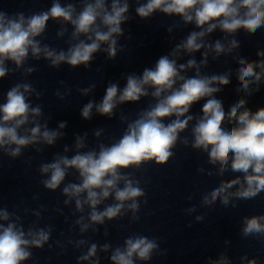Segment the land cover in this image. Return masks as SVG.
Returning <instances> with one entry per match:
<instances>
[{"label": "clouds", "instance_id": "1", "mask_svg": "<svg viewBox=\"0 0 264 264\" xmlns=\"http://www.w3.org/2000/svg\"><path fill=\"white\" fill-rule=\"evenodd\" d=\"M128 11L127 0L123 3L121 0H111L110 9L107 0L86 2L78 14L72 4L64 7L58 0L47 12L28 17H25L23 12L9 16L0 11V78L5 77L8 72L5 61L10 60L20 67L27 59L29 49L33 57L39 58L43 54L54 67L61 63H67L73 68L82 64L87 67L93 54L98 52L104 43L108 45L106 49L108 57L115 58L117 55L115 37L123 35L121 24L129 19L126 16ZM135 11L142 19L150 17L157 11L177 15L182 17L185 23L194 22L196 27L201 29L199 32H192L185 42L178 45L171 53L173 56L181 49L188 52L199 51L204 45L198 41L217 28L231 35L241 29L249 34H255L258 29L264 27V0H146ZM50 18L71 23L75 29L73 36L84 35L90 42L81 40L69 48L67 53L64 51L57 53L48 46L41 48L35 38L44 32ZM101 26L106 31L102 30ZM238 47L239 43L233 39L227 51ZM213 50L217 55L226 51L219 40L215 42ZM258 55L264 56V52ZM238 63L240 67L237 70V78L240 88L237 90H243L247 94L259 90L261 78L264 77V59L249 62L241 58ZM186 67H197L196 61L189 60L187 65L181 64L178 69L175 59L162 55L154 68H145L139 76L129 74L122 90L116 83L109 84L102 101L95 105L100 115L111 117L118 104L139 101L141 97L149 94L147 91L149 87L154 89L152 96L157 102L139 113L138 118L128 124L119 141L111 146L101 145L98 153L77 152L71 158L57 156L53 162L42 164L40 171L50 173L49 179L42 181L44 186L52 190L57 189L64 181L67 169L74 168L79 173L81 183L67 184L63 188V193L69 198H76L77 211H82L83 205L87 204L91 209L90 221L94 224H103L106 219L111 221L122 216L126 202L130 201L127 208L133 213V220H139V216L136 215L140 209L138 198L145 197V191L139 180L123 174L121 169L139 167L147 161H155L157 165L168 162L174 155L172 149L179 134L187 128L189 121L194 119L193 116L186 114L192 105L205 100L201 108L202 116L196 120L192 129L194 137L192 147L207 152L209 162L219 163L221 173L227 169L231 161V171L240 175L235 179L222 181L218 187L203 197L202 203L212 205L219 199L222 205L227 206L232 197L238 200H251L264 192V107L253 112L245 107L244 99H239L226 113L222 101L216 99L214 94L221 91V87L215 85L226 86L230 83L229 76L227 74L203 76L199 70L193 77L180 75ZM26 71L31 73L35 69L28 68ZM252 84L257 85V88H250ZM89 90L84 91L87 93ZM31 91L34 89L30 84H16L7 91L6 102L0 104V148L6 149L12 157L20 156L22 148L41 140L51 145L60 135L57 131L49 130L46 125L42 131L38 123L30 129V135L18 133L21 126L29 123L30 115L33 117L41 115V107H32L27 100L25 94ZM93 107L94 103L91 101L83 107L81 115L84 119H90ZM169 117L175 119L165 123V118ZM225 120L230 124L234 121V126L225 127ZM59 127L64 128L65 123L62 122ZM96 134L99 135V132ZM183 143H188L187 138ZM13 145L15 147H12ZM76 147L78 149L84 147L83 141L79 138ZM121 181L123 187L118 186ZM234 187L235 192L231 191ZM81 194H86L83 201L80 199ZM110 196H114L116 202L106 206L103 211L97 210V206ZM187 211L193 212L195 208ZM82 219L77 223L81 224ZM203 219V216H196L197 221ZM0 220L8 221L9 213L0 210ZM241 225L240 232L243 238L258 237L264 242V214L245 216ZM188 226L191 227L190 224ZM88 227V224H82L81 231L87 230ZM50 233V228L37 230L30 228L25 233L23 227H18L15 223H8L7 226L0 223V264H21L28 260L32 256L29 249L42 248L49 241ZM228 243L230 241H225V244ZM108 247L104 245V250ZM96 251L97 246L91 245L87 255L81 259L87 260L95 256ZM154 253L166 255V252H160L157 238L136 235L127 238L123 248L117 247L110 259L112 264H135V260H151ZM241 259L247 260V264H257L256 259L248 260L246 254ZM209 264H231V261L222 252L218 259H209Z\"/></svg>", "mask_w": 264, "mask_h": 264}]
</instances>
